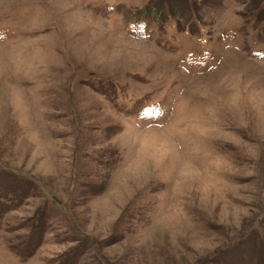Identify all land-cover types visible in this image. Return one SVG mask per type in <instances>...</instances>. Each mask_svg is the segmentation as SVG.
Wrapping results in <instances>:
<instances>
[{
  "label": "rangeland",
  "instance_id": "rangeland-1",
  "mask_svg": "<svg viewBox=\"0 0 264 264\" xmlns=\"http://www.w3.org/2000/svg\"><path fill=\"white\" fill-rule=\"evenodd\" d=\"M0 264H264V0H0Z\"/></svg>",
  "mask_w": 264,
  "mask_h": 264
}]
</instances>
